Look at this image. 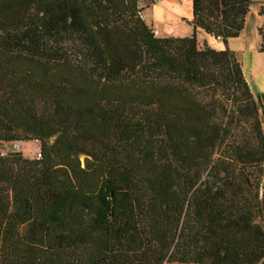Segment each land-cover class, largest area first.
<instances>
[{
  "label": "trees",
  "instance_id": "16d2710c",
  "mask_svg": "<svg viewBox=\"0 0 264 264\" xmlns=\"http://www.w3.org/2000/svg\"><path fill=\"white\" fill-rule=\"evenodd\" d=\"M251 4L158 37L141 0H0V143H40L0 152V264H264V98L228 49Z\"/></svg>",
  "mask_w": 264,
  "mask_h": 264
},
{
  "label": "rangeland",
  "instance_id": "374dc122",
  "mask_svg": "<svg viewBox=\"0 0 264 264\" xmlns=\"http://www.w3.org/2000/svg\"><path fill=\"white\" fill-rule=\"evenodd\" d=\"M150 1L141 0V5L147 6L142 17L156 29L159 37H186L193 34L192 25L186 21L192 18V0H189L187 4L177 2L173 6L168 5L166 0L153 3ZM184 5L188 6L189 10L188 7L182 9ZM263 6V0H252L243 32L239 37L228 41V49L240 63L245 79L256 99L264 98V53L260 52L261 38L258 34L259 28L264 24V15H260ZM197 39L200 47H203L204 43L216 48L222 45L221 40H215L214 36L207 35L201 29H197ZM0 152L3 154L20 152L24 157L34 159L39 157L40 143L37 141L0 143Z\"/></svg>",
  "mask_w": 264,
  "mask_h": 264
},
{
  "label": "crops",
  "instance_id": "0c3cea01",
  "mask_svg": "<svg viewBox=\"0 0 264 264\" xmlns=\"http://www.w3.org/2000/svg\"><path fill=\"white\" fill-rule=\"evenodd\" d=\"M189 0H187V1H185V2H181V1H176L175 3H169L167 0H166V3L168 4V5H170V6H173V5H176L177 4V2H180V3H186L187 4V2H188ZM154 2H157V1H154ZM188 6H182V9H185V8H187ZM188 10H189V7H188ZM186 15H187V13H186ZM185 20H186V18H184ZM191 19L192 18H188L186 21L187 22H190L191 21ZM263 21V20H262ZM264 26V24L263 25H261V27L260 28H262ZM259 28V29H260ZM154 29V31H155V33H156V35H157V32H156V29L155 28H153ZM198 35H199V32H198ZM158 36V35H157ZM159 37V36H158ZM187 37V36H186ZM203 40H205V37L203 36ZM216 42V41H215ZM215 45H216V43H215Z\"/></svg>",
  "mask_w": 264,
  "mask_h": 264
},
{
  "label": "built area",
  "instance_id": "2783aa9c",
  "mask_svg": "<svg viewBox=\"0 0 264 264\" xmlns=\"http://www.w3.org/2000/svg\"><path fill=\"white\" fill-rule=\"evenodd\" d=\"M169 3H172L173 4V2L174 1H181V2H185V1H187V0H167ZM214 39L215 40H217V41H220L221 40V37L220 36H218V37H214ZM40 156V155H39Z\"/></svg>",
  "mask_w": 264,
  "mask_h": 264
},
{
  "label": "water",
  "instance_id": "95a60500",
  "mask_svg": "<svg viewBox=\"0 0 264 264\" xmlns=\"http://www.w3.org/2000/svg\"><path fill=\"white\" fill-rule=\"evenodd\" d=\"M154 1H159V0H154Z\"/></svg>",
  "mask_w": 264,
  "mask_h": 264
}]
</instances>
